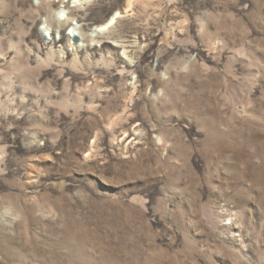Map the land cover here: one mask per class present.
I'll list each match as a JSON object with an SVG mask.
<instances>
[{"label": "rangeland", "instance_id": "1", "mask_svg": "<svg viewBox=\"0 0 264 264\" xmlns=\"http://www.w3.org/2000/svg\"><path fill=\"white\" fill-rule=\"evenodd\" d=\"M0 264H264V0H0Z\"/></svg>", "mask_w": 264, "mask_h": 264}, {"label": "bare ground", "instance_id": "2", "mask_svg": "<svg viewBox=\"0 0 264 264\" xmlns=\"http://www.w3.org/2000/svg\"><path fill=\"white\" fill-rule=\"evenodd\" d=\"M115 18H116V16H114V17L111 19V21L108 23V25L105 26L103 29H106L110 24H112V23L114 22Z\"/></svg>", "mask_w": 264, "mask_h": 264}]
</instances>
